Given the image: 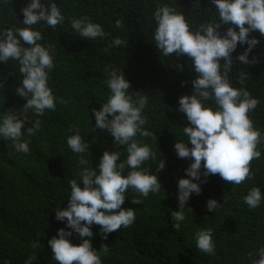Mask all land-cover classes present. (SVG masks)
<instances>
[{
  "label": "trees",
  "instance_id": "16d2710c",
  "mask_svg": "<svg viewBox=\"0 0 264 264\" xmlns=\"http://www.w3.org/2000/svg\"><path fill=\"white\" fill-rule=\"evenodd\" d=\"M27 3L28 0H0V27H24L21 9ZM57 3L65 16L63 24L54 29L46 24L33 26L42 33L39 42L52 46L54 68L49 85L56 97V108L46 110L42 116L29 113L25 129L31 126V120L37 119L41 127L35 135L24 137L29 141L28 153L17 152L11 141L0 139V264H25L32 256L33 264H57L48 240L65 227L64 222L55 219V209L67 205L68 181L78 179L79 155L66 142L75 129L90 145L83 155L91 166H96L106 149L120 151L122 160L126 157L124 146L116 149L106 130L93 129L92 110L99 109L109 94L104 82L107 66L123 71L131 83L129 91L133 98L137 94L148 96L144 127L154 133L155 139L139 135L137 139L149 144L155 153L144 166L155 171L161 159L166 166L156 173L162 183L158 193H149L148 197H140L141 203L133 204L131 199L139 194L131 189L126 192L122 207L133 208L136 217L131 226L121 227L106 239L99 225L92 226V244L100 252L102 264H251L248 254L264 245V201L251 209L242 198L253 186L264 194V139L257 145L261 157L250 162L254 173L251 179L233 185L218 174L208 176L201 185V193L193 194L186 204V219L180 230L172 227L171 211L178 210L177 181L185 176L184 169L191 162L178 158L174 149L176 138L186 140L182 126L188 123L185 115L177 111L178 99L191 94V80L196 74L191 71L187 57L160 55L150 39L155 28L153 12L158 4L167 3L183 12L195 27L212 18L213 13L206 10L210 0H57ZM82 17L99 23L106 36L94 41L80 38L70 21ZM117 20L122 27H116ZM250 35L260 40L249 56L257 57L258 62L244 65L234 61L230 78L234 86L246 88L258 99L249 116L264 137V36L258 31ZM117 36L127 43L109 48L112 38ZM245 47L238 44L233 56ZM178 64L183 66L182 71L176 67ZM241 72L247 74L243 84L238 82ZM21 78L17 61L0 63L3 84L0 113L10 109L19 112L26 102L15 92ZM182 81L186 82L183 87ZM210 198L221 204L218 211L207 210ZM209 227L213 230L214 254H205L195 245V232ZM71 239L73 243L80 242L75 234ZM103 245L109 248L107 255L103 254Z\"/></svg>",
  "mask_w": 264,
  "mask_h": 264
},
{
  "label": "clouds",
  "instance_id": "9594fccd",
  "mask_svg": "<svg viewBox=\"0 0 264 264\" xmlns=\"http://www.w3.org/2000/svg\"><path fill=\"white\" fill-rule=\"evenodd\" d=\"M206 10L213 13L212 18L195 27L183 12L167 3L158 4L153 12L155 28L150 39L160 55L187 57L191 71L196 74L191 80V94L178 99L177 111L185 115L188 123L182 126L186 140L176 138L174 149L178 158L191 162L184 169L185 176L177 181L178 210L171 211L172 227L176 231L186 219V204L193 194L201 193V185L208 176L218 174L233 185L252 178L250 162L261 157L257 145L264 139L249 116L256 109L258 99L246 88L234 86L230 78L234 61L244 65L258 62L257 57L250 59L249 56L260 40L250 34L258 31L264 36V0H210ZM21 12L24 27H0V63L18 62L22 78L15 92L26 102L19 112L10 109L0 113V139L11 141L17 152L28 153L29 141L24 137L35 135L41 127L37 119L31 120V126L25 129L29 113L42 116L46 110L56 108V97L49 85L54 68L52 46L39 42L43 39L42 33L33 26L46 24L54 29L64 23L65 16L57 0H28ZM115 23L116 27H122L120 20ZM70 24L82 39L94 41L106 36L103 27L87 17L72 18ZM126 43L117 36L108 47ZM238 44L247 47L234 57ZM176 67L183 70L180 64ZM105 76L109 94L99 109L92 110L93 129L106 130L116 149L124 146L126 157L122 160L120 151L106 149L93 167L83 155L89 151V143L78 128L70 129L73 134L66 142L68 148L79 155V171L78 179L68 181L67 205L55 209V219L65 223V227L59 228L48 240L57 264H102L101 254L92 244V226L99 225L105 239L121 227L128 228L136 217L133 208L122 207L126 192L131 189L138 193L131 202L139 204L140 197L161 190L162 183L156 173L165 168L166 162L161 159L155 171L144 166L155 153L149 144L137 139L138 135L155 139L154 133L144 127L143 112L148 96L137 94L133 98L130 81L116 67L107 66ZM246 76L241 72L238 82L243 84ZM185 83L182 81L181 86ZM242 199L249 208L255 209L264 201V194L253 186ZM220 206L214 198L206 202L209 212L218 211ZM74 234L80 239L78 244L72 242ZM194 237L197 249L214 254L212 228L200 229ZM102 250L104 255L109 253L107 245H103ZM248 255L251 264H264V245ZM34 259V256L29 257L25 264H33Z\"/></svg>",
  "mask_w": 264,
  "mask_h": 264
}]
</instances>
